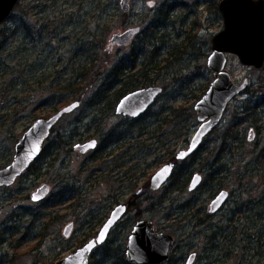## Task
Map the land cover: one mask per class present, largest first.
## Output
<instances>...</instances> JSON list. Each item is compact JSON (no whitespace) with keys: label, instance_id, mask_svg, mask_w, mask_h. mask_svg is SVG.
I'll return each mask as SVG.
<instances>
[{"label":"rangeland","instance_id":"rangeland-1","mask_svg":"<svg viewBox=\"0 0 264 264\" xmlns=\"http://www.w3.org/2000/svg\"><path fill=\"white\" fill-rule=\"evenodd\" d=\"M21 1L24 6L30 5L27 19L32 27L33 39L40 46L36 48L33 56L29 50L26 51L24 59L18 56L15 60L8 52L3 55L5 61L0 67V168L10 165L16 144L36 120L51 118L61 107L77 100L71 98L67 104L61 106L47 104V95L59 90L58 80L69 78V74L64 73L60 77L55 74L56 71L62 69L70 72L72 66L80 63L75 52H80V56L96 44L98 59L95 65L99 72H103L102 75H97L99 83L105 76V69L118 62V58L127 55L133 44L140 41L146 24L145 17L152 18V14L165 0H130L129 13L122 11L120 0H103V7L98 6V0ZM180 1L183 3L180 4ZM219 1L169 0V4L176 5L174 24L165 31L158 32L157 28L154 30L157 36L164 32L169 35L166 38L169 45L156 43L163 57L175 43H179L182 48L179 45L178 47L184 50L187 43L184 41L189 37L196 41V49H202L205 54L196 60L189 55L182 56L183 60L172 58V67L162 71L152 70L150 75L154 80L152 85L167 84V91L157 98L142 120L145 125L152 124L155 118H164L170 109L182 111L178 126L172 125L177 121L169 122L174 119L169 116L164 120L166 122L162 124L163 127L158 128V132L154 134L155 138L161 136V142L169 140L175 153L186 148L195 134L199 122L194 106L199 97L208 91L215 78L207 67V62L212 52L211 38L224 27L222 14L219 9H215L216 3L218 8ZM132 27L141 28V32L130 44L122 47L111 45L110 39L114 34ZM19 40L17 36L10 38L9 49L13 50ZM47 42H50L48 49L41 56L44 60L48 59L49 64L39 70L50 71L52 77L59 76L55 81L56 86L46 90L32 82L34 87L28 84L26 91L13 92L8 84L12 77L2 76L6 69H12L20 63L24 64L23 68L26 70L29 63L37 59L39 51ZM24 44L29 48L34 45L30 38H26ZM30 54L32 57L28 59ZM178 54L182 55V52ZM21 70L18 65L15 76L20 75ZM227 71L237 84L241 85L247 80L248 86L253 89L264 85V67L250 68L243 65L235 55H229ZM90 73L86 84L92 87L96 84L93 82L96 74ZM91 91L92 88H89L88 92ZM244 91L227 106L221 124L204 140L198 157L187 162L193 173L204 174V179L208 176L203 188L193 192L189 191V186L182 191H171L172 181L160 190L146 186L152 174L167 163L170 154L166 149L170 146L157 149L159 144L155 143L151 146L150 153H146L138 148L136 141H129L130 143L117 148L111 156L100 158L98 153L105 149L102 139L94 134L92 136L101 139L99 151L96 149L82 154L74 148L78 143L90 141L92 138L89 137L99 126L103 132L116 126L130 130L131 123L127 121L130 120L127 117L117 115L114 111L100 121L101 115L96 116L95 109L83 103L72 114L65 115L55 126L56 130L48 141L51 145L55 136H63L65 141L60 151L42 158L37 166L27 170L10 187H0V264H52L67 257L98 235L113 209L120 203L128 204L129 210L109 236L108 246L113 251L124 252L131 228L141 219H145L152 221L158 232L169 233L176 239L175 252L164 264H186L192 254H196L193 264H264V257L253 254L248 256L245 253L248 246L254 245L252 237L258 228L252 223L256 221L261 226L264 222V159H257L262 155L261 148L264 146V115L257 123L263 128L261 133L255 124H251L250 119H243L242 123L238 121L244 115H238L242 111L241 107L250 98ZM155 126L157 125H152L147 130ZM232 127L239 139H224L227 141L225 144L221 136L227 135ZM87 129L91 131L88 132ZM252 129L255 130L253 141L249 140ZM164 132H170L169 136ZM178 132H183L179 138L176 137ZM78 134H82V138ZM150 136H153L152 133H144L138 140L144 142L148 137L152 138ZM151 142H155V139L148 140L147 144ZM107 149L110 150L106 148L105 153L109 151ZM216 161L222 170L226 169L219 176H224V189L229 191L231 198L224 210L211 215L209 204L217 191L215 184L219 179L212 182L209 175L211 176V162ZM135 167L139 168L135 170ZM43 185L49 186V194L42 200H34V193ZM59 198L63 199L61 203L52 206ZM233 209L248 216L247 233L250 237L247 239L246 236H241L246 233L243 229L245 223L242 225L241 222L236 226L232 224L228 230H236L237 238L225 243L223 235L216 230L228 223L227 219L232 216ZM43 221L47 224L44 237L41 224ZM71 223L74 225L73 230L66 237L65 228ZM215 232L216 242L211 243L210 235ZM220 247H232L231 254L227 257L223 255L222 260L216 263L214 260L218 251H212ZM233 247H237L234 252ZM96 253L97 260H105L103 264H108L107 259L110 258L106 257L104 250L100 249Z\"/></svg>","mask_w":264,"mask_h":264},{"label":"trees","instance_id":"trees-1","mask_svg":"<svg viewBox=\"0 0 264 264\" xmlns=\"http://www.w3.org/2000/svg\"><path fill=\"white\" fill-rule=\"evenodd\" d=\"M98 2H99L98 6L101 5L103 7V4H102L103 0H98ZM168 2L169 0L163 1L160 8H158L152 14V18H149L147 16L145 17L144 22L146 24L144 25V29L142 30L143 36H140V41L137 44H133V46L131 47V51L127 55L118 58L117 60L118 62H116L109 68L105 69L104 71L105 76H103L102 81H100L99 83L97 82V75H102L103 72L101 73L96 69L97 65H95V63H96V60L98 59V52L96 51V48L98 47V45L96 44H93L92 46H90V48L84 51V53L81 50L82 53L80 56H78L80 52L78 51L75 52V54L77 55V59L79 60L80 63L77 66L75 65L72 66L70 68L71 69L70 72L67 70H62V69H59V71H56L55 74L57 75L59 74L60 77L64 73L69 74L68 76L69 78L65 77L64 81L58 80L59 76L58 78L55 75L52 77L51 76L52 74H50V71L45 70L44 72H40L39 70L42 67H44V65L49 64V60L42 59L41 55H43L44 54L43 52H45L48 49L50 42H47L46 46H44L39 51L38 53L39 55L37 59H35V61H32V63H29V66L27 67L26 70H24L25 68L24 64L19 63L16 65V67H12V69L8 67L6 69V72L2 76L6 77V75H10L12 77L8 84L9 86L13 88L12 89L13 92H16V93L26 91L28 84L30 87L33 86L32 82L37 83V85H39L42 89L48 90L49 88L51 89L55 87L56 86L55 81L58 80L57 84L59 86L57 88L59 90H56L54 93H50V96L47 95V98H46L47 104L53 105V106H58V105L61 106L63 104H67V102L70 101L71 98H77V100H80V101L83 99V101H81V104L83 103L85 105H88L91 109L94 108L95 113H96L95 115L96 116L101 115V119H99L101 121L104 119L105 116H109L111 115L112 112L115 111V107L118 104L117 102L122 97H124V95L132 91H135V89H138L140 87L144 88L146 85L156 86V85H152L154 82L153 78H151L150 76L151 72H153L152 70L162 71V70L168 69L169 67H172L174 64V61L172 58L183 60L182 56L189 55V57L196 60L197 58L200 59L202 58V56H205L202 49L200 48L196 49V46H195L196 41L194 42L193 38L191 37H189V39L188 38L185 39L184 42L185 43L187 42V43L184 46L185 47L184 50L181 49L182 47L179 43H175L173 46H171L173 48L171 50L169 49L167 53H165L167 55L163 57L162 53H160V48L156 46V43H159L163 46L169 45V41L166 40V38L169 35L166 32H164L162 33L161 36H157L154 33V30L157 28L158 32L165 31L169 26L174 24V21H175V15L173 14H174L176 5L169 4ZM182 3L183 2H181L180 4ZM215 9L218 10L217 3L215 6ZM29 12H30V5L26 4V6H24L21 1L14 9L13 15L9 19H6L3 22V24L0 26V67H2V64H4V61H5V59L3 58V55L7 54V52L9 56L14 58L15 60L18 56H21L24 59V57L26 56L25 54L26 51L29 50L33 56L34 51L36 53V48L40 46V43L38 42L36 43L33 39L32 27H31L30 22L27 19ZM44 27L46 26L44 25ZM16 36L19 37L20 39L19 42L17 43L18 46L15 45L13 46V50H10L9 47L11 46V44H9V39L15 38ZM26 38H30L31 42L34 43L33 47L29 48L27 46H24L25 45L24 41L26 40ZM178 45L181 48L178 47ZM180 52H182V55L178 54ZM31 54L28 55L29 56L28 59L32 57ZM149 54H151L150 57H149ZM18 65L21 66V69H22L21 74L15 76ZM90 72H93L94 74H96L95 78H93V82H96V84L93 85L92 87L89 84H86V82L90 79V74H91ZM158 86H161V85H158ZM21 87H24V89ZM161 87L163 90V93L161 95H163L167 91L166 90L167 84ZM89 88H92L91 93L88 92ZM244 92H247V94L249 95L248 97L250 98L245 103V105L241 107L242 111L239 112L238 115L240 113L241 114L243 113L244 115H242L241 118H238L239 119L238 121L242 123L243 119H250V122L252 121L251 124L252 123H253L252 125L255 124L257 129L259 130V133H261L263 128L261 126H258L257 123L259 120L263 119L262 116L264 115V85L259 86V88H256V89H253V87L252 88L249 87V89L247 88ZM46 100H43V101H46ZM50 101H52V103ZM149 110L150 109L146 111V114L136 119L127 120L128 122L131 123L130 130H127V128L126 130H123L120 126H116L115 128L107 132H103L102 131L103 129L101 126L99 127L96 126L98 127V129L94 130L93 134H91L89 138H93L94 136L92 135L97 134L102 139V146H104L103 149L106 150V148H110V150L107 149L109 151H106V153L104 152L105 150L100 151L98 153V157L100 158H103L104 156L106 157L107 155H109L110 151H112L116 147L118 148L122 147V145H125L129 141H136L138 148H140L144 152L146 151V153L148 152L150 153L152 149L150 148L151 144H145L144 142H141L138 140V138L143 136L144 133H150V134L152 133L155 139V143L159 141L164 146L169 147L170 146L169 140L165 139L164 141L161 142V139H160L161 136L158 138H155L154 134L158 132V128L163 127L162 124L166 122L164 120H167L169 116L174 118V119H171L169 122H173L172 120L177 121V122H173L174 124L172 125L178 126L180 124V122H178V118L182 116V111L170 109V112H168L167 115H164V118L157 117V119L155 118V120L152 121V124L145 125L142 119L146 117V115L149 113L148 112ZM152 125H157V126H155L153 129L151 128V130H147L148 127H151ZM55 130L56 129L54 128L52 130V133ZM215 130H213V132ZM87 131L90 132L91 130L87 129ZM164 133L169 136L170 132L168 133L164 132ZM238 134H239V130H238ZM182 135H183V132H178L177 136L176 135L175 136L179 138ZM236 135L237 134H235L234 127H232L231 129L227 131V135L222 134L221 137L223 138V140L233 139L234 141H238L239 136L238 135L236 136ZM78 136L81 137L82 134H78ZM48 141L49 139L47 140V142L45 143L43 147L44 150L42 152V155L37 159V161H35L32 164V166L30 167L31 169L37 166L42 158L52 156V154H54L55 151H60L65 140L63 136L59 134L54 137L51 145H49L50 143H48ZM226 142L227 141H225L224 143L226 144ZM112 145L116 147L112 148L111 147ZM100 148L101 147H99L97 150L99 151ZM46 153H49V154H46ZM261 154L262 155H260L257 158L258 161L260 160L262 161L264 159V146L261 148ZM194 158H195V155H192L191 158L181 161L180 163L181 165L173 173L172 180H173V186H175L173 187V190L182 191L186 189V187L188 186L187 184L192 176V173H191V170L189 169L190 167L188 166L187 162L188 163L189 161L191 162L192 159ZM30 168L28 169L29 171L31 170ZM39 170H41V168H39ZM224 170L226 169L222 170L219 166L217 167L218 174H224ZM215 186L217 187V189H224V184L221 178H219V181L217 182V184H215ZM62 200L63 199H60V198L57 199L54 203H52V206H55L61 203ZM50 201L51 200H48V202ZM237 214L240 215L239 217L240 219H243V222L245 221V223H247L246 219L248 217L243 218L244 215L240 214L239 212H237ZM256 223H257L256 221L252 223L256 227H258L253 233V237H252L254 245H250V247L248 246L245 250L246 251L245 253L246 254L248 253L247 254L248 256L250 254H253V256L264 257V222L262 223L261 226H259V224H256ZM41 224H42V231H43V237H44L46 236L44 232L47 229V224H45L44 221ZM243 229L246 230V233H244L243 235L241 234V236L242 238L246 236V238L248 239V237L250 236L247 233L246 227H243ZM218 231L221 233L220 235H223V237L225 238L227 235L226 231L228 230L225 231L224 228L219 227V229L216 230V232ZM216 232L210 235L209 241L211 243H213L214 241L216 242V239H215ZM237 234L238 232H235L234 230L232 234L227 235L226 238H228L229 240L232 239V241H235V238H237L236 236ZM220 235L219 237L217 236L218 239H220ZM108 244H109L108 241H106L105 244L100 245L93 252L90 264H101V263L103 264L104 263L105 260L103 262H100L101 259L100 260L96 259V254H97L96 252H98L100 249L104 250V253H106V257L110 258V259H107L108 264H130L126 260L125 252L121 251V253H119L117 251H113L114 249L112 250L111 247L108 246ZM231 248L232 247H227V248L220 247V248L213 249L212 252L218 251V254L215 256L216 260L214 261L217 263V261L219 262L222 260L221 257H223V255L227 257V255L231 254ZM236 248L237 247H233L234 250L232 252H234ZM249 264H251V262Z\"/></svg>","mask_w":264,"mask_h":264},{"label":"water","instance_id":"water-1","mask_svg":"<svg viewBox=\"0 0 264 264\" xmlns=\"http://www.w3.org/2000/svg\"><path fill=\"white\" fill-rule=\"evenodd\" d=\"M21 0H0V26L9 19ZM120 7L124 13L131 11L130 0H120ZM219 12L223 17L224 27L211 38L212 52L209 54L207 67L215 77L209 85L208 91L199 98L194 110L197 114L199 127L190 139L187 148L177 153L176 160L187 159L198 151L203 140L218 127L226 112L227 106L234 97L247 89L248 81L237 84L227 71L229 55H235L239 61L248 67L261 69L264 67V0H220ZM141 32V28L132 27L124 32L114 34L111 37L112 46H126ZM161 86H149L135 89L121 98L115 107V114L135 119L143 114L162 94ZM80 101L75 100L61 107L51 115V118L36 120L19 139L15 146V154L10 165L0 168V187H10L28 170L32 163L42 155L43 146L51 136L54 126L61 121L66 114H72L80 108ZM252 131L249 139L254 140ZM97 140L94 138L83 144L74 146L82 154L89 150H95ZM174 162L161 167L152 175L149 181L150 187L159 190L170 178L174 170ZM201 181V176L196 174L190 185V191L195 190ZM49 186L43 185L33 195L36 201L44 199L49 194ZM229 194L227 191L219 193L212 202V212L222 206ZM127 212L126 204H119L113 209L107 222L99 230V234L90 239L87 244L79 247L75 252L52 264H90L93 252L100 245L106 243L110 230L119 223ZM74 225L71 223L65 228V236H70ZM125 247L126 260L130 264H163L172 252L175 239L169 233L157 232L154 223L141 220L131 229ZM196 254L190 255L187 264L196 261Z\"/></svg>","mask_w":264,"mask_h":264},{"label":"flooded vegetation","instance_id":"flooded-vegetation-1","mask_svg":"<svg viewBox=\"0 0 264 264\" xmlns=\"http://www.w3.org/2000/svg\"><path fill=\"white\" fill-rule=\"evenodd\" d=\"M81 106H82V105H81ZM81 106H80V107H81ZM145 114H146V112H145ZM143 115H144V114H143ZM141 116H142V115H141ZM139 117H140V116H139ZM127 118H128V117H127ZM136 118H138V117H136ZM136 118H135V119H136ZM128 119H130V118H128ZM218 127H219V126H218ZM218 127H217V128H218ZM214 130H215V129H214ZM252 131L254 132V135H255V130L252 129V130H251V133H252ZM212 132H213V131H212ZM212 132H211V133H212ZM195 133H196V132H195ZM250 135H251V134H250ZM249 137H250V136H249ZM94 138H95V137H94ZM94 138H92V139H94ZM191 138H192V137H191ZM191 138H190V139H191ZM92 139H91V140H92ZM95 139L97 140V146H96V148H95V150H96V149H98L99 146H100L99 144H100L101 139H100V138H95ZM152 139H154L153 136H152V138H149V137H148L147 140L144 141V143L147 144L148 140H152ZM205 139H206V138H205ZM205 139H204V140H205ZM253 139H254V138H253ZM204 140H203V143H204ZM249 140H250V139H249ZM251 141H253V140H251ZM84 142H86V141H84ZM84 142H83V143H84ZM83 143H81V144H83ZM203 143H202V145H201V148H202V146H203ZM149 144H150V143H149ZM157 144H159L158 147H157V149L167 147V146H164L163 144H161L159 141L157 142ZM189 144H190V140H189ZM189 144L187 145V147L189 146ZM153 145H155V142H151V146H153ZM151 146H150V148H152ZM187 147H186V148H187ZM117 148H118V147H116V148L113 149V150L111 149L112 151L109 152V155H108V156H111V155L113 154V152H114ZM184 148H185V147H184ZM201 148H200L198 151H196V152H194V153L192 154V155H195V158L198 157V155L200 154ZM75 149H76V148H75ZM95 150H94V151H95ZM166 150L168 151V153H169L170 155H169V158H168V160H167V163H165L163 166H165L166 164H170V162H174L175 167H174V170H173V172H172V174H171V175H172L171 178H170V179H169L164 185H162L161 188L165 187V185L168 184L169 182H171V181L173 182V180H172V179H173V178H172V177H173V173H174L175 170L181 165V164H180L181 161L186 160V159H183V160L180 159L179 161H177V160H176V156H177V153H179L180 151L177 152V153H175L174 149H171V146H170L169 148H167ZM90 151H91V150H89L88 152H90ZM88 152H86V153H88ZM145 152H146V151H145ZM105 155H106V154H105ZM192 155H191V156H192ZM104 157H105V156H104ZM189 158H191V157H188L187 159H189ZM195 158L192 159V161L195 160ZM217 162H218V161H216V162H211V163H212V164H211V176L209 175V179H210L212 182H213L214 180L219 179V177H220L219 175H223V174H218V173H217V167L219 166ZM163 166H162V167H163ZM215 166H216V167H215ZM138 168H139V167H138ZM138 168L135 167V170H137ZM191 173H192V176H191V178H190V180H189V182H188V184H187V185L189 186V191H190V187H191L190 183H191L193 177H194L196 174H198V175L201 176V181H200V183H199V186H198L195 190H192V191H190V192H193V191H200V190L203 188L204 183L208 181V176L206 177V179H204V174H201V173H193V171H191ZM152 175H153V174H152ZM151 178H152V177H151ZM151 178H150V179H151ZM220 178H221V179H224V176H223V177H220ZM150 179H149V181H150ZM149 181L147 182L146 186L152 189V187H150V185H149ZM172 182H171V183H172ZM188 186H187V187H188ZM173 187H175V186H173V184H172V189H171V191H180V190H173ZM187 187H186V188H187ZM153 190H154V189H153ZM159 190H160V189H159ZM184 190H185V189H184ZM224 190L227 191V193L229 194L228 198L225 200V202L222 204L221 207H219L218 209H216L215 212H212V205H211L212 202H213L214 199L219 195V193L223 192ZM230 198H231V194L229 193L228 190H226V189H217V191L214 192V196L212 197L211 202H210V204H209V205H210V213H211V215L218 214L219 212H221L222 210H224L225 207L227 206L226 204L229 202ZM120 204H121V203H120ZM124 204H126V203H124ZM118 206H119V205H118ZM128 207H129V205L126 204V209H127V211L129 210ZM115 208H116V207H115ZM237 212H239V211H236V212H235L234 209L231 210V213H232L231 215H232V216L228 217V219H227V222H228V223H227L225 226H222V228H224L225 231L228 230V228H229L232 224H235L234 226H236V224L238 225V223H241V222H242V225H244L245 221L243 222V219H240V217L238 216ZM126 213H127V212H126ZM126 213H125V214H126ZM125 214H124V215H125ZM236 216H237V217H236ZM244 216H246V215H244ZM123 217H124V216H123ZM247 217H248V216H246V218H247ZM243 218H244V217H243ZM121 219H122V218H121ZM121 219H120V221H121ZM141 220H143V219H141ZM246 220H248V219H246ZM120 221H119V222H120ZM148 221H149V220H148ZM106 222H107V220H106ZM106 222H105V223H106ZM138 222H139V221H138ZM138 222H137V223H138ZM150 222H151V221H150ZM203 222H204V221L202 220V223H203ZM105 223H104V224H105ZM202 223H201V224H202ZM104 224H103V225H104ZM118 224H119V223H118ZM118 224H116V225H118ZM116 225H115L114 227H116ZM154 226H155V225H154ZM248 226H249V225H248ZM248 226H247V223H245L244 227H246V229H247ZM114 227L110 230L111 232H112V230L114 229ZM132 228H133V227H132ZM132 228H131V229H132ZM131 231H132V230H131ZM156 231H157V229H156ZM111 232H110V234H111ZM157 232H158V231H157ZM232 232H233V231L228 230V231H226V234H227V235H230V234H232ZM235 232H236V230H235ZM160 233H161V232H160ZM98 234H99V233H98ZM110 234H109V236H110ZM130 234H131V233H130ZM227 235H226V237H227ZM226 237H225V238H226ZM225 238H224V242H225V243H227V241H230L228 238H226V239H225ZM108 239H109V237H108ZM108 239H107L106 241H108ZM173 239H174V237H173ZM106 241H105V242H106ZM175 244H176V239H175V242H174V246H173V248H172V252H171L172 255H173V253L175 252V250H174V248H175ZM124 252H125V251H124ZM125 255H126V252H125ZM172 255H171V258H172ZM165 263H166V262H165Z\"/></svg>","mask_w":264,"mask_h":264}]
</instances>
